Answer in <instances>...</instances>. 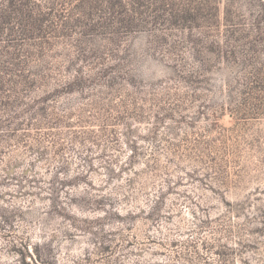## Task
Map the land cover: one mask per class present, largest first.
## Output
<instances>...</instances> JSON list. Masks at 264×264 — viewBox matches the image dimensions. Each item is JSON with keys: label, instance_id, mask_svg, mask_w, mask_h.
Returning <instances> with one entry per match:
<instances>
[{"label": "rangeland", "instance_id": "rangeland-1", "mask_svg": "<svg viewBox=\"0 0 264 264\" xmlns=\"http://www.w3.org/2000/svg\"><path fill=\"white\" fill-rule=\"evenodd\" d=\"M0 264H264V0H0Z\"/></svg>", "mask_w": 264, "mask_h": 264}]
</instances>
